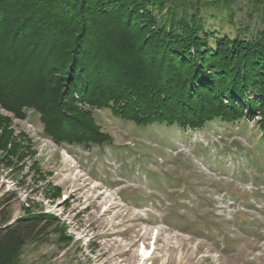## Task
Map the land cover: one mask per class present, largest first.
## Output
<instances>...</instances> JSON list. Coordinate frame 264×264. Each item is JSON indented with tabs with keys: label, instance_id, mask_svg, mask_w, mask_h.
I'll return each mask as SVG.
<instances>
[{
	"label": "rangeland",
	"instance_id": "1",
	"mask_svg": "<svg viewBox=\"0 0 264 264\" xmlns=\"http://www.w3.org/2000/svg\"><path fill=\"white\" fill-rule=\"evenodd\" d=\"M231 6L232 26L229 10H202L211 31L250 38L264 29L249 0ZM0 111L20 144L8 162L0 149V207L9 222L27 210L56 218L42 221L46 234L26 242L16 264H264L258 117L183 129L91 108L111 136L98 145L55 142L31 108L24 119Z\"/></svg>",
	"mask_w": 264,
	"mask_h": 264
},
{
	"label": "trees",
	"instance_id": "2",
	"mask_svg": "<svg viewBox=\"0 0 264 264\" xmlns=\"http://www.w3.org/2000/svg\"><path fill=\"white\" fill-rule=\"evenodd\" d=\"M234 1L0 0V109L19 119L33 109L57 143L110 141L91 113L102 107L138 126L183 129L258 117L264 135V29L231 38L202 15L227 9L235 25ZM249 1L264 16V0ZM10 121L0 113L5 162L20 147ZM51 219L27 210L9 222L0 207V264H16Z\"/></svg>",
	"mask_w": 264,
	"mask_h": 264
}]
</instances>
